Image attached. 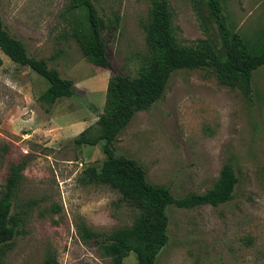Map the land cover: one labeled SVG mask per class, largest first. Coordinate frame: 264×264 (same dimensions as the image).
I'll list each match as a JSON object with an SVG mask.
<instances>
[{
    "label": "rangeland",
    "instance_id": "obj_1",
    "mask_svg": "<svg viewBox=\"0 0 264 264\" xmlns=\"http://www.w3.org/2000/svg\"><path fill=\"white\" fill-rule=\"evenodd\" d=\"M114 71L134 76L146 52L143 23L150 0H92ZM179 43L210 39L220 48L205 0H168ZM69 0H0V15L29 56L71 79L75 97L39 100L48 82L0 51V197L10 167L22 163L12 213L17 223L0 264H112L84 231L107 235L131 226L141 210L107 184L80 181L104 159L100 145H77L80 131L102 112L113 74L82 53L74 31L80 10ZM233 31L249 44L264 39V0H222ZM81 13V14H80ZM118 17V22L115 18ZM117 156L135 159L147 179L174 196L213 187L225 163L238 181L217 206H167L168 242L155 264H264V65L253 72L250 95L220 84L207 69H177L162 97L137 111L113 142ZM121 264H136L129 252Z\"/></svg>",
    "mask_w": 264,
    "mask_h": 264
},
{
    "label": "trees",
    "instance_id": "obj_2",
    "mask_svg": "<svg viewBox=\"0 0 264 264\" xmlns=\"http://www.w3.org/2000/svg\"><path fill=\"white\" fill-rule=\"evenodd\" d=\"M205 2L217 26L220 48L210 39H198L188 45L179 43L168 0H150L147 20L143 23L146 52L134 76L114 71L102 34L107 25L94 2L69 0L66 6L70 11H82L80 14L86 21L85 25L76 16L78 27L74 34L82 53L95 66L113 71L107 80L103 109L95 125H88L73 139L77 145L99 144L104 154L99 167L89 165L81 171L80 181L107 184L141 210L140 216L131 226L119 228L107 235L84 231L91 238L104 236L99 244L112 264H121L131 251L135 254L136 264H155L158 253L168 242V205L174 204L181 208L217 206L232 198L238 178L231 163L223 165L212 188L202 193L174 196L169 187L150 182L135 159L117 156L113 146L115 138L133 115L149 108L162 97L171 74L177 69H207L220 84L239 87L250 95L253 72L264 65V39L249 44L230 28L222 0ZM115 22H118V17ZM0 51L14 63L30 68L47 80L48 87L39 95L41 102L52 105L60 98L77 95L71 79L63 78L44 59L28 55L23 42L7 30L1 15ZM23 169L22 163L10 167L5 190L0 197V253L5 251L14 235L17 219L12 209ZM42 264L60 263L54 254L48 253Z\"/></svg>",
    "mask_w": 264,
    "mask_h": 264
}]
</instances>
